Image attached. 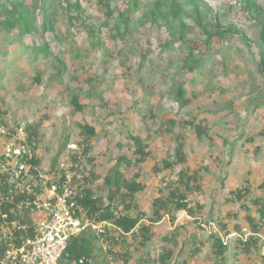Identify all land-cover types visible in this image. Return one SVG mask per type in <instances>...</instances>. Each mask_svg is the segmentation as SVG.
I'll return each instance as SVG.
<instances>
[{
  "label": "rangeland",
  "instance_id": "rangeland-1",
  "mask_svg": "<svg viewBox=\"0 0 264 264\" xmlns=\"http://www.w3.org/2000/svg\"><path fill=\"white\" fill-rule=\"evenodd\" d=\"M153 1L137 0L133 7V0H111L113 10H125L127 23L120 26L116 12L107 18L96 0H79V10L69 12L57 3L55 31L44 37L46 55L31 53L43 41L38 25L23 45L5 48L0 43V50L8 51L0 58V119L9 128L36 125L42 171L72 175L81 183L85 178L105 204L106 177L112 181L121 171L126 180L139 181L144 189L136 193L135 207L125 212L116 200L122 214L140 211L149 216L153 200L167 195L169 182L176 181L182 168L199 169L201 188L188 197L195 218L172 211L151 228L152 238L145 245L141 237L129 235L110 246L118 258L95 230L88 229L87 235L92 264H215L211 252L213 238L223 233L221 222L240 225L243 233L249 232L252 218L261 223L264 235V218L259 220V209H264V0L252 8V21L229 10L228 0H203L199 11L209 31L214 19L230 31L222 43L206 45L190 18L182 36L173 22L166 26L161 19L151 21L147 12ZM194 37L201 41L193 53L198 62L186 73L182 58ZM179 88L187 105L181 106ZM72 97H78L81 111L71 104ZM168 119L179 122L171 134L163 130ZM84 124L96 135L83 158L77 143L82 142ZM196 125L206 132L197 136ZM132 136L149 153L138 168L133 165ZM179 145L184 163L175 160ZM75 154L81 156L77 165L72 162ZM119 157H124L122 164ZM164 160L174 162L173 167L163 168ZM243 188L247 193L237 199ZM235 238H224L228 249L223 264H264L263 241L244 254ZM165 239L173 255L161 262Z\"/></svg>",
  "mask_w": 264,
  "mask_h": 264
},
{
  "label": "trees",
  "instance_id": "trees-1",
  "mask_svg": "<svg viewBox=\"0 0 264 264\" xmlns=\"http://www.w3.org/2000/svg\"><path fill=\"white\" fill-rule=\"evenodd\" d=\"M230 3V9H235L247 20H253L251 17L252 8H255L257 0H228ZM56 3V4H55ZM57 3H59L60 8L64 11L79 10L80 2L75 0L73 3L71 0H33L28 3L25 0H0V43L1 46L8 47L12 44H24V38L31 35L35 26L38 25L40 28V36L43 41L39 45H33L31 47V53L39 55L43 53L47 54V45L44 41L46 33H54L55 31V18L54 15L57 13ZM102 12L107 16V18H112L116 10L111 8V0H96ZM237 4V5H236ZM239 4V7H238ZM204 5L203 0H154L152 6L150 7L147 15L151 21L161 19L163 25L172 24V22L177 26L178 33L180 36L186 29H189V25L185 23L186 18H190L199 28V32L196 34L197 37L203 35L205 38L204 44H209L211 41L213 43H222L226 40L227 33L229 30L223 29L221 23L216 19L213 20L212 26L213 31H209L208 26L203 23L202 15L199 8ZM137 0H133V7H137ZM234 6V7H232ZM124 9L117 10V16L114 18L117 26L126 24ZM73 18H71L72 20ZM75 19V18H74ZM264 33V31H263ZM12 35L11 39L6 41V35ZM201 41L190 39L187 43L189 53L184 55L182 58L181 70L190 73L194 71V65L198 62V58H193V53L195 50L199 49V44ZM8 53L7 49L0 50V58H3ZM262 61L259 62L261 65ZM177 97L180 100L181 106L187 105L189 100L184 97V92L181 88L177 91ZM71 104L74 106L76 111H81V106L78 101V97L71 98ZM0 117H3L2 112H0ZM186 124H191L187 122ZM179 125V122L168 119L163 128L164 132L171 134L173 129ZM0 126L7 127L12 132L19 128H9L8 123H6L3 118L0 119ZM23 127V126H22ZM36 127V125H35ZM34 126L24 127L27 133V139L35 143V148L37 147V142L39 136L36 134V128ZM81 135L83 136L82 142L77 143L81 148V156L83 158L90 151L91 139L96 135L94 128L84 124L81 125ZM195 132L197 136H200L206 132L205 127L200 125L195 126ZM203 132V133H202ZM134 151L132 155L134 157L133 165L138 168L142 163L145 162L146 158L149 156L147 151V146L144 145L140 139L137 137H131ZM81 156L74 155L72 157V162L77 165L81 162ZM175 160L180 163L186 161L185 155L183 153L182 145H179L175 149ZM124 157H119L118 163L122 164ZM39 159L35 160L38 164ZM173 163L167 160L163 161V168H172ZM137 176V174H136ZM64 177V176H63ZM106 177L105 182L109 185L108 199L109 202L105 204L101 197H98L93 193L89 187L87 180L84 178L82 183L76 177L73 178V182L78 184V190L83 195L82 200H80V205L86 212L85 216L87 219H92L96 223L105 221L111 224V228L107 229L106 235L101 236L104 238L108 247V252L111 255L121 257V255L114 254L111 251L110 246H114L118 241L126 240L127 236L141 237L142 245L148 243L152 238L151 228L158 224L164 216H169L172 211L179 212L184 211L189 217L195 218L196 211L194 207L189 205V195L198 192L201 188V175L199 169L191 170L188 167L182 168L178 174L177 179L174 182H169L168 193L166 196L155 198L152 202L151 213L149 216L137 211V214L130 216L128 213L122 214L117 212V207L115 202L120 199L117 204L123 207L125 212L129 211L132 207H135L133 201L137 192L142 191L144 186L139 183V181H128L123 178L121 171H116L114 173V178ZM170 187V188H169ZM247 193L246 188L239 190L236 193L237 199L243 197ZM127 200V202H126ZM199 209V206L196 207ZM260 218H264V209H259ZM175 217H171V221H174ZM220 228L222 230V235L213 238L212 254L217 259L215 264H223L225 261V254L228 249L226 243H224V238L229 234L236 233L237 235H242V227L240 225H234L233 227H228L227 224L221 222ZM233 230V231H232ZM248 230L250 235L242 240L241 237L236 236V241L241 252L244 254H249L261 243L264 242V235H262L263 227L261 223L254 221L252 218H248ZM174 233L171 240L176 244ZM116 237L118 240H115ZM162 247V255L160 257L161 262L169 260L173 255V249L167 246L168 239ZM80 259H93L92 245L88 239L87 231L81 232L68 241L67 248L63 253L59 264H80ZM126 262V260L124 261ZM83 264H92L84 262Z\"/></svg>",
  "mask_w": 264,
  "mask_h": 264
},
{
  "label": "built area",
  "instance_id": "built-area-1",
  "mask_svg": "<svg viewBox=\"0 0 264 264\" xmlns=\"http://www.w3.org/2000/svg\"><path fill=\"white\" fill-rule=\"evenodd\" d=\"M37 159L24 127L0 126V264H59L72 237L88 229L101 237L111 228L86 218L74 176L42 171Z\"/></svg>",
  "mask_w": 264,
  "mask_h": 264
}]
</instances>
